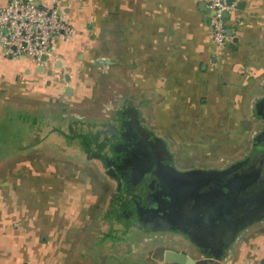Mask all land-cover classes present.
<instances>
[{
	"label": "crops",
	"instance_id": "1",
	"mask_svg": "<svg viewBox=\"0 0 264 264\" xmlns=\"http://www.w3.org/2000/svg\"><path fill=\"white\" fill-rule=\"evenodd\" d=\"M34 1L57 3L74 35L52 41L42 65L0 46V131L17 125L25 137L17 150H26L0 160V264H176L166 252L264 264V217L217 257L190 253L173 230L165 244L152 239L163 232L109 221L108 178L89 158L60 154L56 141L66 132L74 139L65 148L82 151L78 135L98 142L127 106L181 169L243 159L264 124V0H231L222 49L203 0Z\"/></svg>",
	"mask_w": 264,
	"mask_h": 264
},
{
	"label": "flooded vegetation",
	"instance_id": "2",
	"mask_svg": "<svg viewBox=\"0 0 264 264\" xmlns=\"http://www.w3.org/2000/svg\"><path fill=\"white\" fill-rule=\"evenodd\" d=\"M262 99H264V96ZM120 110L123 112L119 111L116 119H114V121L110 124V127H107L108 135L105 134L106 136L103 140L98 142H95L93 138L91 139L101 152L109 157L104 161L105 165H108V167H104L105 169H103V171H108L111 176L110 178H107L114 185L113 189L115 193L113 194L115 195L113 197L116 199L119 195L122 199L118 204V212L119 215L124 216V220L122 218H119V220L121 219V223L123 224L129 222L130 224H138L142 227L147 225L146 222L148 220H154L155 217L159 216L158 214L164 215L162 213L164 211L168 212L169 210V207H167L165 203H162L161 199L159 202L156 201V199H159L157 195L159 194L160 188L156 180L153 181V174L155 169L158 167L157 163L160 161L161 157L157 147L158 145L154 143V140L152 139L153 136L151 134H155L158 138L160 137L141 122L138 113L135 115V120L139 124L138 126L134 125L130 117V112L132 111L130 107L125 106ZM262 112L264 114V109ZM121 122L122 127L119 126ZM139 125L144 127L145 130L139 127ZM165 146L168 148L166 144ZM168 150L172 155L173 165L178 170L183 171L201 168L190 167L187 169H180L175 163L171 150L169 148ZM261 160L262 157L259 154L258 146L253 141L252 149L243 159L222 168H227V172L224 173L223 179L224 181H228L227 186L231 188H221L214 185L213 190L207 189L203 192L205 197H203L202 203L205 205L209 204L211 206L217 205V209L224 213L222 220H218L217 223L212 224L209 229L210 233L213 234V237H210L211 245L209 248L207 241H205L207 238L203 235H199V232L197 231L198 220L196 218L189 222L186 220L182 222H172L170 220V222L168 221L167 230H156V232L167 233L168 231L173 230L184 237L187 242L191 243L195 250L198 251V248H200L202 251L217 253L219 245L228 243V235L232 232V230L234 228H238L237 225L240 222L249 220V217H244L246 210L247 212L255 211L254 209L256 208H254V201L258 200L260 195L262 199L264 198V191L260 194L258 193V198L252 190V187H248L251 181H253L251 186L254 183L258 184V181L260 182V185H262L264 170L262 168L263 166L260 165ZM162 163H167V161L162 160ZM238 163L241 164L236 165ZM232 165L235 166L228 169ZM229 182L232 183L233 187ZM232 190L236 192V195L232 199L228 198L226 201H223L228 195H233L234 192L232 193ZM111 200L108 203V207L111 205ZM225 207H227L228 210H224ZM190 208H192V206H190ZM204 208L205 207L201 210H204ZM181 209L189 210V207L184 205ZM240 210L242 211V215L239 219H243L239 220L238 223L234 222L232 225V222L225 220L231 213H236ZM255 215L256 214L253 213L252 216ZM187 217L188 214L182 216L181 220H184V218ZM158 222L162 223L161 221ZM249 225L245 226L239 231V233ZM188 233L191 234V237L187 236Z\"/></svg>",
	"mask_w": 264,
	"mask_h": 264
},
{
	"label": "water",
	"instance_id": "3",
	"mask_svg": "<svg viewBox=\"0 0 264 264\" xmlns=\"http://www.w3.org/2000/svg\"><path fill=\"white\" fill-rule=\"evenodd\" d=\"M231 1V0H229ZM207 13L209 11L207 10ZM223 16L227 17L228 14L226 11L223 12ZM227 35H231L230 29L227 30ZM44 59V57L42 58ZM261 108L264 109V99L261 100ZM132 111L130 112V117L134 125L138 126L139 123L135 120L136 110L134 108H131ZM123 112L122 110H120ZM120 127H122V122L119 124ZM141 127V125H139ZM144 129V127H141ZM145 130V129H144ZM150 133V132H149ZM153 136L154 143H156L158 146V150L160 153V161L157 163L158 167L155 169L153 174V181L156 180L160 191L157 197L159 199H156L157 202L161 199L162 203H165L167 207H169L168 212L164 211L161 214H158V217H155L154 220H148L146 222L147 225L144 226V228H151L152 230H165L168 227V221L170 220L172 222L174 221H191L193 219H197V231L199 232V235H203L207 238L208 248L211 245V238L213 237V234L210 233V228L212 224L217 223L218 220H222L224 217V213L222 211H219L216 206L211 205H205L202 203L203 192L207 189L213 190L214 185H217L221 188H227L228 181H224V173L227 172V168L222 170H206L202 168L198 169H190V170H178L173 165V158L170 154L168 148H166L164 142L155 136V134H151ZM81 138L82 143V152L85 154V156L89 159H96V161L99 162V165L102 169H105L104 167H108V165H105V160L109 158L105 154L101 152V150L93 143L92 139L85 134H79L78 135ZM254 143L258 146L259 154L262 157V160L260 161V165H262L264 170V124L263 129L261 132H259L254 137ZM261 159V158H260ZM162 160H166L167 163H162ZM241 164V163H240ZM239 163L236 165H240ZM233 166H230L231 169ZM104 174L106 177L110 178V174L108 171H105ZM262 185H260V182L254 183L252 186L251 181L248 185V187H252V190L255 192L257 197L259 198V194L264 191V179H262ZM230 183V182H229ZM232 185V183H230ZM233 187V185H232ZM231 188V187H228ZM118 190V189H116ZM234 190H232V193ZM259 193V194H258ZM236 195V192L233 193V195H228L223 201H226L228 198L232 199ZM263 196V195H262ZM225 197V196H224ZM221 200V199H220ZM222 202V201H220ZM255 202L254 209L255 211H250L244 213V217H249V220H245L240 222L237 226L238 228H234L232 232L228 235V243L227 244H221L219 245L218 252H208V251H202L200 248H198V251L195 250V248L191 245L189 252L190 253H196V254H204V255H210L212 257H217L219 253H222L223 247L227 246L239 233L240 230H242L245 226L257 222L260 219L264 217V198H260ZM184 205L189 207L188 209H181L184 207ZM192 206V208H190ZM223 206V205H222ZM226 206V205H225ZM203 207L204 210H201ZM215 207V208H214ZM214 208V209H213ZM224 210H228L227 207L224 208ZM256 214L255 216H252ZM187 218H184V220H181L182 216L187 215ZM242 211L236 213H231L228 218L225 220L232 222V225L234 222H237L241 218ZM224 220V221H225ZM158 221H161L162 223H159ZM164 222V223H163ZM166 223V224H165ZM201 232V233H200ZM184 233V232H183ZM188 237H191V234H187ZM198 243V242H197ZM207 246V245H206ZM166 259L169 261H172L176 264H199L198 260L199 258L195 259L192 255H188L186 252L183 253H176V252H166Z\"/></svg>",
	"mask_w": 264,
	"mask_h": 264
},
{
	"label": "built area",
	"instance_id": "4",
	"mask_svg": "<svg viewBox=\"0 0 264 264\" xmlns=\"http://www.w3.org/2000/svg\"><path fill=\"white\" fill-rule=\"evenodd\" d=\"M203 2L209 11L212 43L222 49L228 39L227 19L236 4L229 0ZM224 11L227 17L223 16ZM73 35V25L57 3L43 5L34 0H6L0 6V46L10 57H26L35 65H42L52 56V41H69Z\"/></svg>",
	"mask_w": 264,
	"mask_h": 264
},
{
	"label": "rangeland",
	"instance_id": "5",
	"mask_svg": "<svg viewBox=\"0 0 264 264\" xmlns=\"http://www.w3.org/2000/svg\"><path fill=\"white\" fill-rule=\"evenodd\" d=\"M16 126L17 125H13L11 123L7 126H3L2 130L0 131V148H1L0 149V160L3 158H6L7 156H9L12 153H16V151L19 152L22 150V151H24V153L26 152V150H23V149L17 150V145L20 142L24 141L25 137H24V134H21V130L18 129ZM101 128L104 129V127H101ZM105 134L108 135L107 132ZM106 135L102 136L98 141L103 140V138ZM58 137L59 138H57L56 141H58V139H60V144H59L60 147L59 148H61V150H62V152H60V154H63V155L65 154L67 156L68 155L71 156L72 158H77L80 162L85 161V160L87 161V158L82 151H80L78 149L72 150V149L65 148L66 142H67L66 139L72 140L74 138L70 137L66 132H62V133L58 134ZM98 144H101V143H98ZM41 146H42V148L46 149L45 152L52 150V149H50L51 146L49 144H43ZM36 153H38V152H34V154H36ZM30 156H33V154H30ZM90 160H92V159H90ZM92 161L93 162H91L87 165H91L93 171L96 172L97 174H98L99 170L102 173H104L103 169L99 165V162L96 161V159H93ZM178 167L180 169L182 168L181 166H178ZM113 187H114L113 183L111 181H109V188H107V193L109 195L108 203H109L110 199L115 195V194H113V193H115ZM176 237L178 238V236H176ZM152 239L155 241H158V242L165 243V244L170 243V242L173 243L175 241L174 240L175 238H173V235H170V234L165 233V232L163 234L160 233V234H157L156 236H152ZM155 241H153V242H155Z\"/></svg>",
	"mask_w": 264,
	"mask_h": 264
},
{
	"label": "trees",
	"instance_id": "6",
	"mask_svg": "<svg viewBox=\"0 0 264 264\" xmlns=\"http://www.w3.org/2000/svg\"><path fill=\"white\" fill-rule=\"evenodd\" d=\"M78 138H80V137L78 136ZM114 199H115L114 197L112 198V200L110 199L111 200V203H110L111 205H110V208L108 210V218H109V221H112L113 219H118L119 220V218H122L124 220V218H123L124 216L119 215V212L118 211L115 212L113 210V205L115 203L118 204L122 200L121 199V196L118 195V197H116L115 200ZM119 221H121V219ZM125 225H126V227H128V225H130V223L129 222H126Z\"/></svg>",
	"mask_w": 264,
	"mask_h": 264
}]
</instances>
